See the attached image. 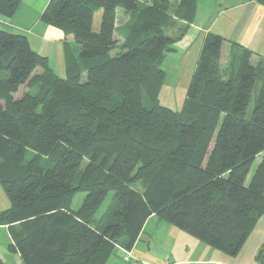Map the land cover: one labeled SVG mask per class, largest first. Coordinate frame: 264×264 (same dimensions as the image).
I'll return each mask as SVG.
<instances>
[{
  "label": "trees",
  "instance_id": "1",
  "mask_svg": "<svg viewBox=\"0 0 264 264\" xmlns=\"http://www.w3.org/2000/svg\"><path fill=\"white\" fill-rule=\"evenodd\" d=\"M19 3L0 0V14L12 17ZM196 8L49 0L41 21L78 45L64 41L63 77L25 34L0 30V185L9 201L0 225L21 264H106L117 245L130 251L152 214L234 256L264 216V60L232 43L223 62L224 38L208 32L181 108L160 103L163 62ZM256 261L264 264V242Z\"/></svg>",
  "mask_w": 264,
  "mask_h": 264
},
{
  "label": "crops",
  "instance_id": "2",
  "mask_svg": "<svg viewBox=\"0 0 264 264\" xmlns=\"http://www.w3.org/2000/svg\"><path fill=\"white\" fill-rule=\"evenodd\" d=\"M48 1L20 0L12 17L6 18L0 14V30L25 34L31 48L45 55L49 61L50 54H54L53 57L56 54L57 64L62 65L63 71H60V68L58 72L54 71L63 77L66 74L64 41H67L73 50L77 49L72 41V35H64L60 29L41 21V12ZM120 15L125 17L124 22L128 20V15L119 9L117 20ZM208 32L219 34L224 38L221 47V61L226 62L232 43L237 44L239 48L251 50L254 53L253 61L264 60L263 5L254 0H197L193 22L190 23L184 36L173 44L174 49L168 53L177 55L179 67L184 68L186 80L183 84H186V88L204 36ZM50 66L54 69L53 65L50 64ZM5 76L6 71H0V77ZM176 87L179 88L177 85ZM181 90L182 94L179 93L181 97L178 96V98H182V104L186 90ZM23 91L25 88L21 87L17 95ZM161 103L162 105L167 104L164 101ZM174 108L178 110L181 105ZM6 197L0 185V211L9 206ZM3 230L7 235L5 239L9 243L10 236L6 225H0V231ZM263 242L264 216L251 230L240 251L234 256H229L152 214L144 222L130 251L140 264H258L256 255ZM124 250L121 245H117L115 253L106 264H127L121 259ZM0 257L3 258L2 251H0ZM15 257L19 258L17 254Z\"/></svg>",
  "mask_w": 264,
  "mask_h": 264
},
{
  "label": "rangeland",
  "instance_id": "3",
  "mask_svg": "<svg viewBox=\"0 0 264 264\" xmlns=\"http://www.w3.org/2000/svg\"><path fill=\"white\" fill-rule=\"evenodd\" d=\"M170 2H171V9L174 10L175 6L178 3V0H170ZM101 13H102V10L100 9V10H97L94 14L93 28L95 30L98 29V24L100 21ZM124 19H125V17L123 15L118 16V20L116 21L117 25L123 24ZM72 41L74 43V46L77 49L76 50V52H77L78 51V45L76 44V42L74 40H72ZM53 55L54 54H52V53L50 54V61H49L50 64L54 66V70L56 72L59 71L58 68H60V71H63L62 65L57 64V62H58L57 55L55 54L54 57H53ZM162 67L165 71V81H164V83L160 89V93H159L160 103H161V101H164V103H167L166 105L168 107L176 109L174 107L178 108V107H180V105H182L181 104L182 98H180V99L178 98V96L181 97V95H180V94H182L181 89H183L184 91L186 90V87H185L186 84H183V82L186 80V77H185L184 72H183L184 68L179 67V61H178L177 55H174V54H168L167 55V58L164 60ZM61 73H63V72H61ZM176 85L179 86V88H177ZM173 91H175V92L172 94ZM254 101H255V96L253 95L251 102L248 106L247 117H250V114H251L252 109L254 107ZM30 155H32L31 150H27V152L25 153V158L28 159L30 157ZM260 157H261V155L257 156L255 162L252 165V170H251L249 176L252 174V171L254 170L255 166L259 162ZM136 187L140 188V185L136 184ZM112 195H113V191H110L107 194L103 203L99 207V209L96 213V216L101 215V213L104 211V209L106 208V206L110 202ZM84 196H85V193H83V192L77 193L74 196L73 203H72L73 209H77L80 206V204L82 203V200L84 199ZM7 202L9 205L8 198H7ZM0 232H1L0 251H2V256H3V258L2 257H0V258L3 260V262H5V264H21L20 259L19 258L17 259V257H15V254L9 252V250H8V242H7V239H5L7 235L5 234V231L3 230Z\"/></svg>",
  "mask_w": 264,
  "mask_h": 264
},
{
  "label": "built area",
  "instance_id": "4",
  "mask_svg": "<svg viewBox=\"0 0 264 264\" xmlns=\"http://www.w3.org/2000/svg\"><path fill=\"white\" fill-rule=\"evenodd\" d=\"M122 259L127 262L128 264H140V262L134 258L131 251L124 250V254L122 255ZM166 264H172V263H166Z\"/></svg>",
  "mask_w": 264,
  "mask_h": 264
}]
</instances>
